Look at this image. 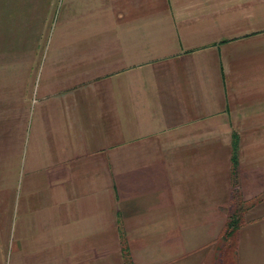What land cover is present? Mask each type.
Masks as SVG:
<instances>
[{"label": "crops", "instance_id": "crops-1", "mask_svg": "<svg viewBox=\"0 0 264 264\" xmlns=\"http://www.w3.org/2000/svg\"><path fill=\"white\" fill-rule=\"evenodd\" d=\"M124 251L264 264V0H0V264Z\"/></svg>", "mask_w": 264, "mask_h": 264}, {"label": "trees", "instance_id": "trees-1", "mask_svg": "<svg viewBox=\"0 0 264 264\" xmlns=\"http://www.w3.org/2000/svg\"><path fill=\"white\" fill-rule=\"evenodd\" d=\"M236 144L235 142H233L232 144V153H231V172L233 174V177H235V173H236ZM246 207L243 208L242 207H239L238 210H236V212L233 214V216H231L226 225H225V230L223 232V235L221 236V239L223 241H228L230 240V238H232L233 234H234V231L235 229L237 228L238 226V222H239V214L240 212H242L243 210H245ZM228 249L230 248V243L227 247ZM123 256H124V264H131L130 260H129V257L127 255V252L124 251L123 252Z\"/></svg>", "mask_w": 264, "mask_h": 264}]
</instances>
